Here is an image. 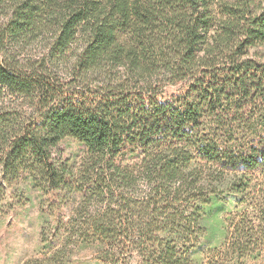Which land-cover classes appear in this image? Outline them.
I'll return each mask as SVG.
<instances>
[{
    "label": "trees",
    "instance_id": "obj_1",
    "mask_svg": "<svg viewBox=\"0 0 264 264\" xmlns=\"http://www.w3.org/2000/svg\"><path fill=\"white\" fill-rule=\"evenodd\" d=\"M262 45L264 0H0V193L24 177L45 199L24 264H199L226 196L205 264H264Z\"/></svg>",
    "mask_w": 264,
    "mask_h": 264
},
{
    "label": "rangeland",
    "instance_id": "obj_2",
    "mask_svg": "<svg viewBox=\"0 0 264 264\" xmlns=\"http://www.w3.org/2000/svg\"><path fill=\"white\" fill-rule=\"evenodd\" d=\"M43 46L34 41L28 46L26 55H36ZM258 57L264 60V45L255 47ZM176 88H167V95L173 94ZM57 165L71 162L77 167L85 156L84 148L72 137H65L52 149ZM0 193V264H24L26 260L37 257L41 253L39 217L40 202L45 200L41 193L29 185V181L21 177L17 182L6 186ZM225 205L210 213L204 221L202 234L198 244L192 251L194 262H206L210 252L218 248L224 240L225 217L234 211L235 197L226 196ZM67 264H96L92 251L88 249L74 250Z\"/></svg>",
    "mask_w": 264,
    "mask_h": 264
}]
</instances>
